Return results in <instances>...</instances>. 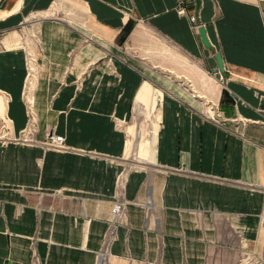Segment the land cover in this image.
Listing matches in <instances>:
<instances>
[{
  "label": "crops",
  "instance_id": "crops-1",
  "mask_svg": "<svg viewBox=\"0 0 264 264\" xmlns=\"http://www.w3.org/2000/svg\"><path fill=\"white\" fill-rule=\"evenodd\" d=\"M184 1L209 48L177 0H0V118L11 137L32 125L36 141L52 132L68 147L0 144V264H32L35 253L43 264H99L121 172L126 219L112 257L235 264L243 244L264 259V0ZM145 30L219 86L208 103L219 112L215 122L196 109L194 97L206 100L185 78L164 81L154 162L130 168L133 104L144 80L156 83L136 54Z\"/></svg>",
  "mask_w": 264,
  "mask_h": 264
},
{
  "label": "rangeland",
  "instance_id": "rangeland-1",
  "mask_svg": "<svg viewBox=\"0 0 264 264\" xmlns=\"http://www.w3.org/2000/svg\"><path fill=\"white\" fill-rule=\"evenodd\" d=\"M139 31L142 33L140 29ZM142 37L144 38L142 48L138 49L139 53L136 54L141 57L140 60L144 63L146 76L153 83H156L152 85L150 82L144 80L143 85L147 89H144V91L143 86L141 87L142 89H140L133 104L134 119L132 115L131 122L129 123L130 128H126L127 141L123 157L130 168H144L152 165L154 162L157 127L159 126L158 109L160 100L163 97L162 90L157 86L164 85V81L171 82L173 80V82L176 81L177 83L179 79L185 78L188 82H191L194 93L199 98L202 97L201 99L206 100L205 106L202 105L201 107L197 101L198 98L194 97V101L197 104H195L196 109L203 113L207 112L210 115H212V108L208 103L213 101L214 95L219 90V86L211 78L202 74L194 61L189 60L173 49L167 42L157 39L158 37L149 30H145L144 36ZM18 38L20 41L19 36ZM33 77L32 74L27 79V92H30ZM195 83L198 87L195 86ZM4 106V99L0 97V117H3ZM108 247L107 242L99 254V264H126L112 257Z\"/></svg>",
  "mask_w": 264,
  "mask_h": 264
},
{
  "label": "built area",
  "instance_id": "built-area-1",
  "mask_svg": "<svg viewBox=\"0 0 264 264\" xmlns=\"http://www.w3.org/2000/svg\"><path fill=\"white\" fill-rule=\"evenodd\" d=\"M176 12L180 17H186L188 21L192 25V29L195 32H198V28L202 25L198 21V17L195 12L189 13L185 7L184 0H177L176 2ZM33 65V72H34V60L32 55H28V68L29 64ZM30 69V68H29ZM30 73V72H29ZM219 80H222V77L219 75ZM212 115L208 114L207 112L203 113L208 117V119L217 122V113L219 112L218 106H212ZM259 112L264 115V108H260ZM32 125L28 127L27 130L22 132V134L18 138L11 137L10 133V123L6 118H0V144L4 145L9 142H16L18 144L24 145H39L44 149H51L55 151H67L68 147L64 143V137L60 135H55L54 133H48L45 138L41 141H36L33 139L32 135ZM125 182V173L121 172L116 177V185H115V193L113 194L112 198V205L108 214L107 219V232L105 235V242L109 243L113 238L116 236V229L117 226L122 223L126 219V204L127 201L123 195V188ZM105 243V244H106ZM239 247V254L237 258L236 264H264V260L261 258L256 257L254 254L250 253L245 249L243 244H240ZM32 264H43L37 253L34 254L32 259Z\"/></svg>",
  "mask_w": 264,
  "mask_h": 264
},
{
  "label": "water",
  "instance_id": "water-1",
  "mask_svg": "<svg viewBox=\"0 0 264 264\" xmlns=\"http://www.w3.org/2000/svg\"><path fill=\"white\" fill-rule=\"evenodd\" d=\"M196 2V5L199 6L200 5V0H195ZM198 34H199V37H200V41L201 43L203 44L204 47L206 48H209V42L206 38V35H205V29L204 27H199L198 28ZM214 59L217 63V67L219 69L220 72H223V61H222V58H221V55L218 53L214 56Z\"/></svg>",
  "mask_w": 264,
  "mask_h": 264
},
{
  "label": "trees",
  "instance_id": "trees-1",
  "mask_svg": "<svg viewBox=\"0 0 264 264\" xmlns=\"http://www.w3.org/2000/svg\"><path fill=\"white\" fill-rule=\"evenodd\" d=\"M132 25L127 24L123 29L122 32L120 33L119 37H118V42H123L125 40V38L128 36V34L130 33L131 29H132ZM224 97H225V93H223ZM223 102V98L221 100V103Z\"/></svg>",
  "mask_w": 264,
  "mask_h": 264
},
{
  "label": "bare ground",
  "instance_id": "bare-ground-1",
  "mask_svg": "<svg viewBox=\"0 0 264 264\" xmlns=\"http://www.w3.org/2000/svg\"><path fill=\"white\" fill-rule=\"evenodd\" d=\"M29 53H31V51H30ZM34 65H35V63H34ZM29 68H30V69H29V72H30V73H29V74H30L29 77H31V75L33 74V65H32L31 63L29 64ZM212 113H213V112H211V114H212ZM22 145H23V144H22ZM32 145H33V144H32ZM34 145H35V144H34Z\"/></svg>",
  "mask_w": 264,
  "mask_h": 264
}]
</instances>
